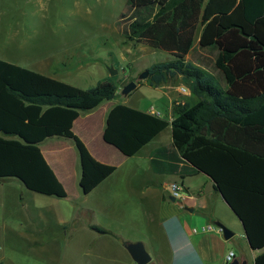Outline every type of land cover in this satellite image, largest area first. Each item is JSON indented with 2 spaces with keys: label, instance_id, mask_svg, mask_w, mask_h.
Masks as SVG:
<instances>
[{
  "label": "trees",
  "instance_id": "16d2710c",
  "mask_svg": "<svg viewBox=\"0 0 264 264\" xmlns=\"http://www.w3.org/2000/svg\"><path fill=\"white\" fill-rule=\"evenodd\" d=\"M237 14L240 23L233 21ZM119 28L127 41L173 56L147 69L151 85L181 76L191 96L174 103L172 121L118 104L108 115L104 140L132 157L171 126L172 146L153 151L151 162L154 171L182 178L199 173L182 162L189 153L212 156V163L204 160L211 166L215 158H253L217 188L246 225L252 248H263L255 264H264V236L256 235L264 218V0H130ZM200 31V45L215 51V74L186 61ZM118 91L111 79L82 89L0 60V184L16 179L35 193L67 198L40 148L58 137L76 146L83 193L94 190L116 167L97 161L73 126Z\"/></svg>",
  "mask_w": 264,
  "mask_h": 264
},
{
  "label": "crops",
  "instance_id": "0c3cea01",
  "mask_svg": "<svg viewBox=\"0 0 264 264\" xmlns=\"http://www.w3.org/2000/svg\"><path fill=\"white\" fill-rule=\"evenodd\" d=\"M16 2L17 0L10 7L0 6V20L5 21L7 26L11 25L4 36L10 40L4 43L6 50L0 52V60L22 66L20 48L24 43V29L17 22L13 26V22L20 20L18 12L15 14L14 11L18 4ZM5 14H8V17L3 18ZM200 36L201 31L194 48L186 56V61L215 74L217 72L215 51L203 48L199 43ZM44 68L33 65V68L28 69L60 79L54 67L51 74H47ZM174 80L159 85L150 84L159 89L162 96L168 98L164 108H155V112L169 121L173 119L174 103L186 102L191 96L187 81L181 76ZM182 87L188 89V95L180 92ZM118 95L116 99L104 102L94 111L76 119L73 126L74 133L84 142L92 156L101 163L115 166L116 171L90 193L84 194L80 187L81 164L75 144L69 139L58 137L45 140L40 145L41 151L66 189L68 197L60 199L41 195L28 190L22 184L20 191L25 188V191H22L24 198L22 194V197L17 196L13 200L15 213L11 215V223L1 227L4 233L0 232V250L14 244L10 240L21 239L29 249L40 253H47L52 246L56 250L64 251L65 248L75 245V239L83 233L90 234L92 239L87 243L88 251H91L94 245L102 243L105 240L102 239L103 236L118 238L119 243L121 241L120 245L118 242L115 243L124 252V260L127 258L132 264L137 263L130 256L126 245L139 242L143 243L152 257L149 264H176L173 253L181 249H185L182 264H227L226 257L233 250L231 241L224 240L223 232L217 229L206 233H202L201 229L209 226L218 228L216 223L221 222L235 231L237 225L232 216H236L242 225L247 246L251 250L252 263L255 264V258L263 248L258 250L252 248L246 225L223 192L217 188L233 170L254 159L243 160L240 156L222 157L219 158L217 165L211 166L207 163H212L210 161L212 156L199 157L189 153L181 157L182 162L198 169L197 175L182 178L179 173L156 172L151 162L152 152L161 147L172 146V128L169 126L159 133L136 155L125 156L104 140L110 111L118 104H125L145 113H154L151 108L121 102ZM164 112L168 113V116H165ZM204 160H208L207 163ZM224 165L227 167L222 168ZM179 166H182V163ZM194 178L199 180L197 184L192 183ZM173 183H180L186 189L189 197L183 206L171 200L169 189ZM3 184H0V190ZM184 207L192 208L193 211ZM257 225L259 230L256 235L264 236V218H259ZM72 226L74 228L69 230ZM94 228L105 230L106 233L102 234ZM52 229L58 234L52 235ZM192 246L198 254V260L187 251ZM235 256L240 259V256ZM245 259L249 261L247 256Z\"/></svg>",
  "mask_w": 264,
  "mask_h": 264
},
{
  "label": "rangeland",
  "instance_id": "374dc122",
  "mask_svg": "<svg viewBox=\"0 0 264 264\" xmlns=\"http://www.w3.org/2000/svg\"><path fill=\"white\" fill-rule=\"evenodd\" d=\"M14 1L0 0V6L10 7ZM129 1L17 0L14 11L15 14L18 12L20 20L13 22V26L17 22L24 29V43L20 48L23 61L20 64L28 68H33V65L45 67L47 74H51L54 67L60 75L59 80L82 89L93 88L100 80L111 79L119 88V101L147 109H163L168 98L162 96L160 90L151 86L147 79L139 80V76L151 65L170 61L173 56L146 45L129 42L123 37L119 21ZM21 7L23 14L20 15ZM233 21L240 23V16L235 15ZM0 25V52H5L4 43L9 42L10 38L4 36L11 25L7 26L2 20ZM246 28L251 30L249 26ZM111 69L117 71V74L112 75ZM132 81L139 86L124 96V87ZM163 114L168 116L166 112ZM0 136L5 135L0 132ZM198 153L208 152L204 150ZM215 159L216 163L220 160ZM225 167L227 165L222 166ZM198 181L194 178L192 183L197 184ZM3 183L0 190V215L3 214L0 217V232H3L2 226L11 223V215L15 213L13 200L17 196L22 197V191H25V188L20 191L22 183L19 180L10 179ZM232 217L237 225L235 231L229 228L235 234L230 240L232 251L237 256L244 253L249 260L248 264H253L242 225L236 216ZM51 233L58 234L53 229ZM102 239L105 240L88 251L87 243L92 239L90 234L82 233L70 248L59 251L52 246L47 253L29 249L21 239H12L10 241L14 244L0 250V264H132L127 258L124 260V252L115 243H119L118 238L103 236Z\"/></svg>",
  "mask_w": 264,
  "mask_h": 264
},
{
  "label": "water",
  "instance_id": "95a60500",
  "mask_svg": "<svg viewBox=\"0 0 264 264\" xmlns=\"http://www.w3.org/2000/svg\"><path fill=\"white\" fill-rule=\"evenodd\" d=\"M112 75H116L117 71H114L111 69ZM149 78V71H144L140 76L139 80H146ZM137 87V83L135 81L130 82L127 86L124 87L122 94L123 95H129L132 91H134ZM172 201H176L174 197H171ZM186 210L193 211L192 208L184 207ZM216 226L220 228L223 232V238L226 241L231 240L234 237V232L230 230L228 227H226L221 222H217ZM126 248L132 257V259L137 264H149L152 260L151 255L146 251L145 246L143 243H133L126 245ZM230 264H248L247 260H241L239 258H235Z\"/></svg>",
  "mask_w": 264,
  "mask_h": 264
},
{
  "label": "built area",
  "instance_id": "2783aa9c",
  "mask_svg": "<svg viewBox=\"0 0 264 264\" xmlns=\"http://www.w3.org/2000/svg\"><path fill=\"white\" fill-rule=\"evenodd\" d=\"M180 92L184 95L189 94L188 89L185 87H182L180 89ZM151 111L156 115H160L159 113L155 112L154 107L151 108ZM169 191H170L171 196L175 198L176 202L180 203L182 206L184 205L185 201L189 197L186 193L185 187L180 183L171 184ZM216 229L219 230L220 232H222V230L220 228H216L215 226H209V227L202 228L201 232L206 233V232H210V231H213ZM235 258H236L235 253L233 251H231L226 257V263L230 264Z\"/></svg>",
  "mask_w": 264,
  "mask_h": 264
},
{
  "label": "clouds",
  "instance_id": "9594fccd",
  "mask_svg": "<svg viewBox=\"0 0 264 264\" xmlns=\"http://www.w3.org/2000/svg\"><path fill=\"white\" fill-rule=\"evenodd\" d=\"M173 219H175V218H173ZM184 251H185V249L174 251L173 260L176 262V264H182V260H183L182 254H183ZM187 251L191 252L193 258H195L196 260L199 259L198 254L195 253L194 246H192L189 249H187Z\"/></svg>",
  "mask_w": 264,
  "mask_h": 264
}]
</instances>
